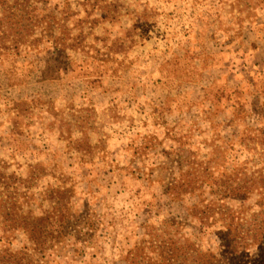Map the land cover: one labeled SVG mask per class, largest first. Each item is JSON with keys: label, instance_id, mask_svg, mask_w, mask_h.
Instances as JSON below:
<instances>
[{"label": "rangeland", "instance_id": "374dc122", "mask_svg": "<svg viewBox=\"0 0 264 264\" xmlns=\"http://www.w3.org/2000/svg\"><path fill=\"white\" fill-rule=\"evenodd\" d=\"M42 16L57 41L0 49V211L70 189L95 227L48 264H129L161 237L220 256L227 227L264 225V0H46ZM25 244L0 231V250Z\"/></svg>", "mask_w": 264, "mask_h": 264}, {"label": "trees", "instance_id": "16d2710c", "mask_svg": "<svg viewBox=\"0 0 264 264\" xmlns=\"http://www.w3.org/2000/svg\"><path fill=\"white\" fill-rule=\"evenodd\" d=\"M45 2L46 0H0V49L13 48L18 52L19 48L24 50V47L26 49L32 47L41 39L36 37L37 32H40L42 37H51L54 42L58 40L53 34V24L46 21L44 16L38 17L40 5H45ZM4 26L8 28V32L3 30ZM182 187L184 185L181 184L170 186L168 192L180 193ZM230 189L225 187L233 196L243 197L256 187L236 185ZM13 195L6 198L13 200L8 206L7 200L1 204L4 209L0 211V231L20 232L26 244L18 250L2 248L0 264H48L65 256L60 246L63 240H68L70 236L76 237L74 243L81 242L85 245L87 238L92 237L95 232L88 215L74 214L70 204L72 199L70 189L57 188L50 191L48 199L51 208L45 210L40 207L38 213L31 208L32 203L28 201L27 194L15 192ZM27 208L29 209L26 211ZM255 222L242 233L234 226L220 232L219 236L223 240L221 245L223 251L220 256L200 250L185 237L176 240L161 237L158 247L152 244L148 247L134 246L128 255L129 264H248V259L252 260L251 264H264V225L261 220ZM242 234L248 235V241ZM249 247L256 255L248 253ZM79 250L80 248H73L72 252L85 254Z\"/></svg>", "mask_w": 264, "mask_h": 264}, {"label": "crops", "instance_id": "0c3cea01", "mask_svg": "<svg viewBox=\"0 0 264 264\" xmlns=\"http://www.w3.org/2000/svg\"><path fill=\"white\" fill-rule=\"evenodd\" d=\"M263 49H264V45L263 46H257V48L255 50H252L251 51L250 56H251V59H252V64L254 66H255V64H256V62L258 60V56H260V55H263L264 56V54H262V50Z\"/></svg>", "mask_w": 264, "mask_h": 264}]
</instances>
